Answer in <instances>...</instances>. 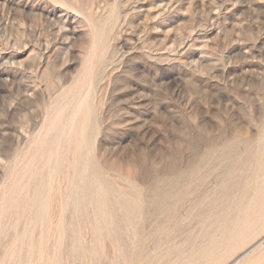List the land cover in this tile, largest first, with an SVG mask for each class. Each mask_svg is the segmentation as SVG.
Listing matches in <instances>:
<instances>
[{"label":"rangeland","instance_id":"obj_1","mask_svg":"<svg viewBox=\"0 0 264 264\" xmlns=\"http://www.w3.org/2000/svg\"><path fill=\"white\" fill-rule=\"evenodd\" d=\"M77 157L139 196L130 253L68 230ZM263 167L264 0H0V264H264Z\"/></svg>","mask_w":264,"mask_h":264},{"label":"bare ground","instance_id":"obj_2","mask_svg":"<svg viewBox=\"0 0 264 264\" xmlns=\"http://www.w3.org/2000/svg\"><path fill=\"white\" fill-rule=\"evenodd\" d=\"M83 104V102L81 103ZM86 104V103H85ZM84 105V104H83ZM79 106V105H78ZM81 106H79L80 108ZM78 108V109H79ZM85 108V107H84ZM76 109V108H75ZM76 109V110H78ZM83 109V107H82ZM81 110V109H80ZM75 111V110H74ZM73 111V113H74ZM80 112V111H79ZM76 113V112H75ZM61 114V112H60ZM79 114V113H78ZM82 114V113H81ZM74 115V114H73ZM59 117V116H57ZM74 119V118H72ZM77 119V118H76ZM71 121V120H70ZM54 122V121H53ZM83 130V129H82ZM64 131V130H63ZM66 132V131H65ZM62 133V132H61ZM67 133V132H66ZM65 133V134H66ZM49 136V135H48ZM48 138V137H47ZM56 139V138H54ZM47 140V139H46ZM58 140V139H57ZM54 141V140H53ZM79 141V140H78ZM90 141V137H82V140L80 142L88 143ZM47 142V141H46ZM45 142V143H46ZM52 142V141H51ZM48 143V142H47ZM61 143V142H60ZM70 143V142H69ZM55 144V143H53ZM48 146L47 144H45ZM61 145V144H60ZM65 145V144H64ZM68 145V144H67ZM54 146V145H53ZM85 146V145H84ZM56 147V145H55ZM59 147V146H58ZM38 148V147H37ZM48 148V147H46ZM76 148V147H74ZM53 150V149H52ZM63 148H59L58 150L53 151V155H56L59 159L63 157ZM83 151V149H82ZM40 152V151H39ZM77 152V151H75ZM74 152V153H75ZM230 152V151H229ZM254 152V151H253ZM51 153V152H50ZM68 153V152H67ZM36 155V154H35ZM48 155V154H47ZM231 155V154H230ZM35 157V156H34ZM86 157V155H85ZM48 158V157H47ZM58 160V159H57ZM91 160V159H90ZM89 158L84 159L81 157H77L74 159V162L72 164L73 169V177L70 186L68 187L66 198L64 201L63 211L66 213V211L74 213L76 215L75 221H72L68 227V230L70 232H75L77 229L76 221H87L86 216V210L90 207H93L95 210V215L93 218L90 219V225L91 230L93 232L96 245L99 246V243L102 239V237L106 235L112 236L113 240L116 241L117 245L120 249H123L127 252H131L130 249H128L127 241H126V226L127 224L134 225L137 229L135 238L138 239V243H143V233L141 229L138 227L140 223H137L136 219L138 218V214L143 213L144 210L142 206L139 204V199L137 197H131L127 194L118 192L115 190L112 184L107 182L105 178H103L102 174L92 166V162H90ZM245 160V159H244ZM43 162V161H42ZM243 162V161H242ZM250 163V162H249ZM260 165V164H259ZM63 165H61L62 168ZM26 167V166H25ZM29 167V165H28ZM33 167V166H32ZM31 167V168H32ZM233 166H231L232 169ZM252 167V166H251ZM257 168V167H256ZM264 168V167H263ZM26 169V168H25ZM46 170V169H45ZM58 170V169H57ZM56 170V172H57ZM226 170L230 171V163L226 167ZM236 170V168H235ZM65 171V170H63ZM46 173V172H45ZM41 175V173H40ZM39 175V176H40ZM44 175V174H43ZM263 177V176H262ZM39 181V180H38ZM50 181V180H49ZM182 179H175L170 182V188L168 192H164L162 190L158 191L157 196L164 198V200L176 198L177 200H180L183 198V191L181 190L182 185L180 182ZM225 182L228 181L227 178L224 180ZM70 183V182H69ZM33 184V183H32ZM48 184V182H47ZM18 186V185H17ZM27 186V185H25ZM31 186V185H30ZM225 186V185H224ZM42 187V186H41ZM50 187V186H49ZM254 187V186H253ZM263 188V187H262ZM25 190V189H24ZM39 190V188H38ZM33 191V190H32ZM225 190L223 195H227L228 193ZM17 192V190H16ZM50 192V191H49ZM52 192V191H51ZM134 193L138 195V191L135 189ZM23 194V193H22ZM245 194V193H244ZM258 194V193H257ZM52 195V194H51ZM252 195L251 197H253ZM261 198V197H260ZM8 199V198H7ZM56 199V198H55ZM33 200V199H32ZM43 196L41 198H38L34 201L33 207L39 212H41L44 208L43 203ZM46 200V199H45ZM61 200V199H60ZM258 200V199H257ZM260 200V199H259ZM63 201V200H62ZM247 201V200H246ZM256 201V198H255ZM263 201V200H262ZM30 202V201H29ZM55 202V201H54ZM114 202V203H112ZM58 203V202H57ZM261 203V201H260ZM17 204V203H16ZM46 205V204H45ZM233 205V204H232ZM30 206V205H29ZM57 206V204H56ZM60 206V207H61ZM20 207V206H19ZM18 207V208H19ZM122 209V213H118L116 208ZM258 207V206H257ZM261 207V206H260ZM24 208V207H23ZM56 209V208H55ZM252 209V208H251ZM262 209V208H261ZM264 209V207H263ZM22 210V209H21ZM26 210V209H25ZM48 210V209H47ZM242 210V209H241ZM62 211V210H61ZM172 212H176V208H172ZM10 212V211H9ZM14 212V211H13ZM255 212V211H254ZM47 213V212H46ZM261 214H264L260 211ZM5 214V213H4ZM40 215V214H39ZM243 215V214H242ZM261 216V215H260ZM259 216V217H260ZM42 217V216H41ZM228 217V216H227ZM226 217V218H227ZM250 217V216H249ZM253 217V216H252ZM258 217V216H257ZM262 217V216H261ZM2 218V217H1ZM229 218V217H228ZM48 219V218H47ZM263 219V218H261ZM39 220V219H38ZM260 221V220H259ZM258 221V222H259ZM244 223V221H242ZM246 222V221H245ZM257 222V221H256ZM47 224V223H45ZM60 224V221H59ZM58 224V225H59ZM62 225V224H61ZM60 225V226H61ZM221 226V225H220ZM249 227V226H248ZM64 228V226H63ZM228 228V227H226ZM238 228V227H236ZM256 228V227H255ZM47 229V227H46ZM223 230V229H221ZM243 230V229H242ZM225 231V230H224ZM49 232V231H48ZM63 232V231H62ZM238 232V231H237ZM45 233V232H44ZM233 233V232H232ZM134 234V233H133ZM222 234V233H221ZM225 235V234H224ZM229 235V234H228ZM227 235V236H228ZM72 237V236H71ZM107 237V236H105ZM134 237V236H133ZM225 237V236H224ZM223 238V237H222ZM233 238V237H232ZM26 239V238H25ZM224 239V238H223ZM25 241V240H24ZM222 241V240H221ZM225 241V239H224ZM208 242V240H207ZM233 242V241H232ZM231 243V242H230ZM216 242H210V244L207 247H202V249H197L195 252H193L189 256L182 255L181 252H178V255L176 256L178 259L174 264H194L193 262L196 260L195 258L198 257V259L202 260H208L209 258H212L214 254L216 253L214 247ZM228 244V243H227ZM14 245V244H13ZM27 245V244H25ZM24 245V246H25ZM57 245V244H56ZM222 245V243H221ZM22 246V247H24ZM13 247V246H12ZM17 247V246H16ZM28 247V246H26ZM25 248V247H24ZM33 249V248H32ZM139 247L136 248L135 252L139 254ZM226 250V249H225ZM122 251V250H121ZM194 251V249H193ZM218 251H220L218 249ZM90 252H93L97 254L99 252L98 248L95 246ZM134 252V251H133ZM43 253V252H42ZM263 253V252H262ZM45 254V252H44ZM42 254V255H44ZM92 254V253H91ZM125 254V253H124ZM21 255V254H19ZM49 255V254H48ZM187 255V254H186ZM216 255V254H215ZM18 259V258H17ZM45 259V258H44ZM124 259L127 261V264H134V261L138 259V256L134 258L131 256V254L128 256L125 255ZM51 260V259H50ZM49 262V261H48ZM54 264H59L58 260L54 261ZM202 262V261H201ZM30 263V262H29ZM48 264V263H47ZM61 264V263H60Z\"/></svg>","mask_w":264,"mask_h":264}]
</instances>
